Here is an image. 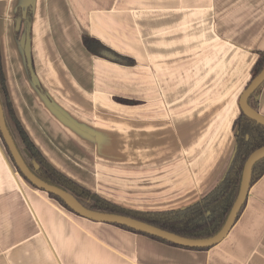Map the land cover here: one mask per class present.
I'll return each instance as SVG.
<instances>
[{"label":"crops","instance_id":"crops-1","mask_svg":"<svg viewBox=\"0 0 264 264\" xmlns=\"http://www.w3.org/2000/svg\"><path fill=\"white\" fill-rule=\"evenodd\" d=\"M18 8L32 12L43 89ZM83 35L132 63L90 52ZM262 50L264 0H0V66L22 127L59 172L128 210L182 209L219 182ZM0 264H264V173L219 243L185 248L67 210L0 139Z\"/></svg>","mask_w":264,"mask_h":264},{"label":"trees","instance_id":"trees-1","mask_svg":"<svg viewBox=\"0 0 264 264\" xmlns=\"http://www.w3.org/2000/svg\"><path fill=\"white\" fill-rule=\"evenodd\" d=\"M22 15L23 10L21 8H18L16 11L15 19L18 24L21 20L25 22L26 35L24 42L29 54V24L32 18L31 9L27 8L24 12V16ZM82 42L86 49L92 53H96L97 55L106 57L122 64L132 63L131 59L114 52L95 38L83 35ZM26 59L27 64L29 65V55L26 57ZM263 65L264 50L258 52V58L251 68V76L248 83L253 79V77H255L259 73ZM260 88L261 85L258 86V88L251 94L248 100L249 104L255 109L257 96L260 91ZM0 100L3 108L5 121L10 131V134L12 135L14 142L18 150L20 151L22 157L24 158L25 162L39 178H41L45 182L56 185L70 192L74 197H76V199H78V201H80L85 207L91 210L129 216L184 237L204 238L212 236L218 232V230L222 227L229 213V210L237 196L241 172L246 158L254 149L264 144V126L251 119L240 110V114L234 121L236 144L233 154L230 157L226 169L219 182L211 190L205 193L197 202L182 209L145 212L134 211L121 208L116 204L105 200L96 193L91 192L89 189H86L85 187L79 185L72 179L59 172L48 162V160L42 155L39 149L34 145V143L32 142V140L30 139V137L28 136V134L26 133V131L24 130L15 115L6 89L5 79L2 74L1 66ZM117 101L129 102L120 98H117ZM4 148L6 153L10 157L12 164L15 166L9 154V151L7 150L5 145ZM17 171L22 176L18 169ZM263 173L264 158L260 159L253 165L250 185H252ZM47 194L49 197L57 200L67 210L73 212L65 205V203L60 198L49 193ZM244 205L245 202L239 210L237 218L242 212ZM118 226L134 232H138L122 225ZM145 235L150 236L159 241L175 245L161 238L149 234Z\"/></svg>","mask_w":264,"mask_h":264},{"label":"water","instance_id":"water-1","mask_svg":"<svg viewBox=\"0 0 264 264\" xmlns=\"http://www.w3.org/2000/svg\"><path fill=\"white\" fill-rule=\"evenodd\" d=\"M264 81V65L259 71V73L253 77V79L248 83V85L243 89L240 94L238 104L240 110L246 114L251 119L255 120L259 124L264 126V116L261 115L255 108H253L249 104V97L251 94L262 84ZM0 135L1 139L6 146L9 154L15 164V168H17L22 176L35 188L44 191L45 193L52 194L58 198H60L65 205L71 209L76 215L81 216L83 218L96 221V222H104L110 224H118L135 231L149 234L168 242H171L175 245L186 247V248H208L217 243H219L224 236L228 233L230 228L233 226L236 221L239 210L244 204L248 190L250 187L251 180V172L253 165L264 158V144L254 149L246 158L240 178V184L237 196L229 210V213L222 225V227L212 236L204 237V238H190L178 235L176 233L161 229L154 225L145 223L138 219L115 214V213H106L91 210L85 207L76 197H74L70 192L56 186L45 182L41 178H39L27 165L24 158L22 157L20 151L18 150L12 135L7 127L3 108L0 100Z\"/></svg>","mask_w":264,"mask_h":264},{"label":"rangeland","instance_id":"rangeland-1","mask_svg":"<svg viewBox=\"0 0 264 264\" xmlns=\"http://www.w3.org/2000/svg\"><path fill=\"white\" fill-rule=\"evenodd\" d=\"M23 24L25 25V23L23 22ZM29 47V46H28ZM24 49H25V59L26 57L29 55L30 57V62H29V65L27 64V72H28V75H30V77L32 78V81L33 83L43 89V86L40 85V82L39 80L37 79V76H36V72H35V68H34V65H33V60H32V54H31V50L29 49V54H28V50H27V47L25 45V42H24ZM32 60V61H31ZM26 62H27V59H26ZM6 84V83H5ZM7 89V88H6ZM10 99V98H9Z\"/></svg>","mask_w":264,"mask_h":264}]
</instances>
